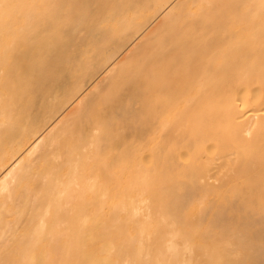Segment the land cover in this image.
<instances>
[{
    "label": "bare ground",
    "instance_id": "bare-ground-1",
    "mask_svg": "<svg viewBox=\"0 0 264 264\" xmlns=\"http://www.w3.org/2000/svg\"><path fill=\"white\" fill-rule=\"evenodd\" d=\"M0 264H264V0H0Z\"/></svg>",
    "mask_w": 264,
    "mask_h": 264
}]
</instances>
